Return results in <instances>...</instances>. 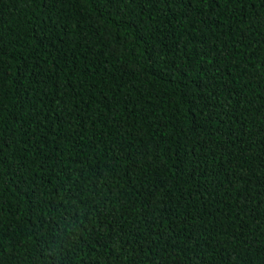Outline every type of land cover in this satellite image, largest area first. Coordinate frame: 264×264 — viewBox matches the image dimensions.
I'll return each instance as SVG.
<instances>
[{"label":"trees","instance_id":"obj_1","mask_svg":"<svg viewBox=\"0 0 264 264\" xmlns=\"http://www.w3.org/2000/svg\"><path fill=\"white\" fill-rule=\"evenodd\" d=\"M0 264H264V0H0Z\"/></svg>","mask_w":264,"mask_h":264}]
</instances>
